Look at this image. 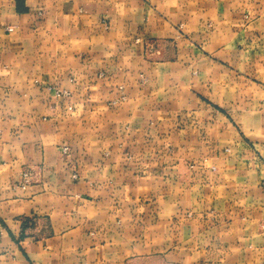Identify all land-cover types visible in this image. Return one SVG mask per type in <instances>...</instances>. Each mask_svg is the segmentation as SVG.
<instances>
[{"label": "crops", "instance_id": "crops-1", "mask_svg": "<svg viewBox=\"0 0 264 264\" xmlns=\"http://www.w3.org/2000/svg\"><path fill=\"white\" fill-rule=\"evenodd\" d=\"M0 264H264V0H0Z\"/></svg>", "mask_w": 264, "mask_h": 264}, {"label": "built area", "instance_id": "built-area-1", "mask_svg": "<svg viewBox=\"0 0 264 264\" xmlns=\"http://www.w3.org/2000/svg\"><path fill=\"white\" fill-rule=\"evenodd\" d=\"M64 150H66V149H64ZM23 177H24L25 181L27 182V180L29 179V174L25 173V174L23 175Z\"/></svg>", "mask_w": 264, "mask_h": 264}]
</instances>
